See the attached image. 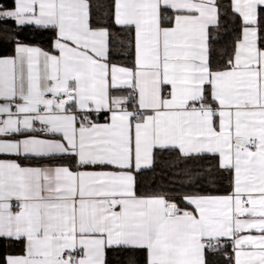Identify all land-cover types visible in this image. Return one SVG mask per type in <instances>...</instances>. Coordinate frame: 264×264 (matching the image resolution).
<instances>
[{"label":"snow or ice","instance_id":"6c2138e0","mask_svg":"<svg viewBox=\"0 0 264 264\" xmlns=\"http://www.w3.org/2000/svg\"><path fill=\"white\" fill-rule=\"evenodd\" d=\"M230 8L214 64L218 0L0 5V240L21 246L0 264H214L228 244L264 264V0ZM165 151L218 158L229 189L139 194Z\"/></svg>","mask_w":264,"mask_h":264},{"label":"trees","instance_id":"16d2710c","mask_svg":"<svg viewBox=\"0 0 264 264\" xmlns=\"http://www.w3.org/2000/svg\"><path fill=\"white\" fill-rule=\"evenodd\" d=\"M14 0H1L3 7H13ZM229 0H221V27L225 30V35L217 41L211 42L215 55L213 63H223L228 55L232 53L233 42L239 34L238 24H234L233 15L231 13ZM11 22L0 25V37H3L4 30L11 27ZM51 36L45 34L39 37L36 42L40 43L43 48H49ZM12 47L7 43L6 39L0 40V54H11ZM116 53V49H113ZM121 56L123 54H120ZM113 62L128 63V61L114 55ZM175 152H158L157 160L154 169H148L138 178V193L141 195H153L159 193H168L170 198H176L180 194L192 190L211 192L213 194H223L229 189V183L226 176L218 169L217 160L212 156H205L196 160L187 162H174ZM189 169H195V179L198 180L195 189L188 187V176L186 175ZM211 177V183L209 182ZM227 253L211 256L210 259L214 264H226L229 255H231L230 245H226ZM21 253V246L16 243H9L0 240V257L6 255H17ZM110 259L113 264H120L121 256L111 255Z\"/></svg>","mask_w":264,"mask_h":264},{"label":"crops","instance_id":"0c3cea01","mask_svg":"<svg viewBox=\"0 0 264 264\" xmlns=\"http://www.w3.org/2000/svg\"><path fill=\"white\" fill-rule=\"evenodd\" d=\"M229 1L231 3V0H229ZM218 3L220 4L221 0H218ZM0 4H1V0H0ZM211 32H212V41L211 42L220 40L225 35V30H223L222 27H219L218 29H212ZM114 63H116V62H114ZM214 158L218 161V158H216V157H214ZM146 170H148V169H146ZM231 252H232V249H231Z\"/></svg>","mask_w":264,"mask_h":264},{"label":"rangeland","instance_id":"374dc122","mask_svg":"<svg viewBox=\"0 0 264 264\" xmlns=\"http://www.w3.org/2000/svg\"><path fill=\"white\" fill-rule=\"evenodd\" d=\"M1 5V4H0ZM4 8H7V7H4Z\"/></svg>","mask_w":264,"mask_h":264},{"label":"built area","instance_id":"2783aa9c","mask_svg":"<svg viewBox=\"0 0 264 264\" xmlns=\"http://www.w3.org/2000/svg\"><path fill=\"white\" fill-rule=\"evenodd\" d=\"M228 245H230V244H228Z\"/></svg>","mask_w":264,"mask_h":264}]
</instances>
